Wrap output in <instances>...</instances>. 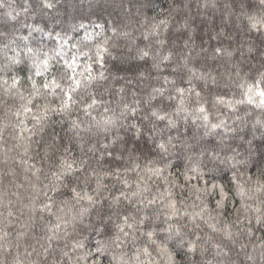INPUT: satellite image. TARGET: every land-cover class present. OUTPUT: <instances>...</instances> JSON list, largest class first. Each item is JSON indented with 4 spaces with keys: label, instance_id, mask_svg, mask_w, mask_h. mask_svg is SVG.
Instances as JSON below:
<instances>
[{
    "label": "clouds",
    "instance_id": "obj_1",
    "mask_svg": "<svg viewBox=\"0 0 264 264\" xmlns=\"http://www.w3.org/2000/svg\"><path fill=\"white\" fill-rule=\"evenodd\" d=\"M0 264H264V0H0Z\"/></svg>",
    "mask_w": 264,
    "mask_h": 264
}]
</instances>
